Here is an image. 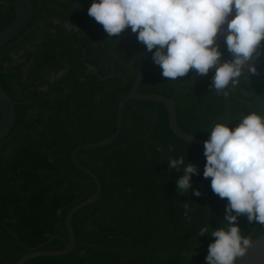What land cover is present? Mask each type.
Segmentation results:
<instances>
[{
	"label": "trees",
	"instance_id": "obj_1",
	"mask_svg": "<svg viewBox=\"0 0 264 264\" xmlns=\"http://www.w3.org/2000/svg\"><path fill=\"white\" fill-rule=\"evenodd\" d=\"M31 1V25L0 51V84L16 103L14 127L0 142V264H16L37 248L65 247L68 212L96 191L71 152L115 133L119 105L136 79L134 63L146 49L131 28L108 37L88 15L93 0ZM14 20V0H0V32ZM217 43L221 63L231 61L223 35ZM142 63L138 92L174 99L178 124L193 137L209 139L218 122L231 121L234 129L253 111L264 116V53L254 60L257 74L242 75L227 98L210 87L214 70L169 81L152 53ZM179 156L199 172L184 195L176 186L183 170L168 166ZM78 160L101 180L102 198L75 214L77 246L70 254L26 264H207L211 231L228 226L227 199L203 176L204 147L174 134L163 104L129 101L119 138L80 152ZM208 225L209 234L198 236ZM238 225L252 241L264 234V225L246 216Z\"/></svg>",
	"mask_w": 264,
	"mask_h": 264
},
{
	"label": "clouds",
	"instance_id": "obj_2",
	"mask_svg": "<svg viewBox=\"0 0 264 264\" xmlns=\"http://www.w3.org/2000/svg\"><path fill=\"white\" fill-rule=\"evenodd\" d=\"M88 15L108 37L131 28L169 81L190 70L198 76L214 70L210 87L225 98L242 75L257 74L254 60L264 53V0H93ZM220 35L231 61L221 63ZM239 120L234 129L231 121L216 123L204 141L203 176L211 178L214 194L227 199L222 223L228 225L211 231L215 239L208 246L207 264H235L246 255L253 241L242 235L240 216L264 225V116L253 111ZM174 150L169 145V151ZM168 166L170 171L183 170L177 191L188 193L192 175L199 174L197 166L186 164L184 156L168 159ZM194 195L201 193L195 190ZM183 208L188 218L189 204L184 202ZM209 227H202L198 236L209 234Z\"/></svg>",
	"mask_w": 264,
	"mask_h": 264
},
{
	"label": "water",
	"instance_id": "obj_3",
	"mask_svg": "<svg viewBox=\"0 0 264 264\" xmlns=\"http://www.w3.org/2000/svg\"><path fill=\"white\" fill-rule=\"evenodd\" d=\"M14 10H15V20L8 27L0 32V51L10 42L22 35L31 25L34 17V6L31 0H14ZM231 18V17H230ZM226 27V25L224 26ZM149 53L147 48L144 49L138 56L134 65L136 67V79L131 88L130 93L123 98L119 105L118 110V121L117 128L113 135L109 138L89 144H82L75 148L71 152V160L76 168L86 174L92 182L96 185V191L89 199L81 202L80 204L73 207L67 214L65 223L66 229L69 236V241L66 243L62 250L58 251H43L39 248L33 250L31 253L23 256L16 264H26L27 262L40 258V257H60L70 254L77 246L76 236L73 229L72 221L77 212L90 206L91 204L101 200L103 193V185L101 180L93 172H91L87 167L81 164L78 160V154L85 150H91L96 148L105 147L114 141H116L123 129L124 122V110L128 102L133 101H145V102H157L165 106L169 115V122L174 134L186 143L204 147V141L196 137H193L186 132H184L177 121V110L176 102L174 99H168L161 95L156 94H141L138 92V87L140 86L143 79L144 65L142 63L143 57ZM159 71H162L159 70ZM0 142L3 141L12 131L15 121H16V103L11 99V97L5 92L0 84ZM155 125L154 120L152 121V127L147 137L151 134L153 127ZM235 264H264V234L258 239L253 241L252 246L248 249L244 257H238Z\"/></svg>",
	"mask_w": 264,
	"mask_h": 264
}]
</instances>
